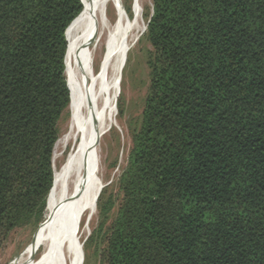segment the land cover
Returning <instances> with one entry per match:
<instances>
[{
	"label": "trees",
	"instance_id": "obj_1",
	"mask_svg": "<svg viewBox=\"0 0 264 264\" xmlns=\"http://www.w3.org/2000/svg\"><path fill=\"white\" fill-rule=\"evenodd\" d=\"M150 2L141 121L85 250L99 264H264V0ZM83 8L0 0V249L44 221Z\"/></svg>",
	"mask_w": 264,
	"mask_h": 264
},
{
	"label": "bare ground",
	"instance_id": "obj_2",
	"mask_svg": "<svg viewBox=\"0 0 264 264\" xmlns=\"http://www.w3.org/2000/svg\"><path fill=\"white\" fill-rule=\"evenodd\" d=\"M145 30L142 0L132 1L131 17L122 0H89L70 25L65 56L70 119L67 131L55 143L53 158L59 148L70 146V150L60 168L54 170L44 221L33 242L11 264H83V239L103 187L99 144L112 127H117L115 104L121 74L127 54ZM100 44L106 52L94 71V54Z\"/></svg>",
	"mask_w": 264,
	"mask_h": 264
},
{
	"label": "rangeland",
	"instance_id": "obj_3",
	"mask_svg": "<svg viewBox=\"0 0 264 264\" xmlns=\"http://www.w3.org/2000/svg\"><path fill=\"white\" fill-rule=\"evenodd\" d=\"M87 1L89 0H83V2ZM132 1L133 0H122L125 11L130 17L132 16ZM150 12V0H142V21L145 25V20ZM109 14L111 16L110 18L114 17L112 11H110ZM94 43L95 41H93L91 45L93 46ZM151 51L152 48L145 39V35H142L127 54V60L121 74L120 90L115 104V120L117 127H112L102 137L99 144V177L103 186H108L107 194L111 192L117 195V180L126 166L127 155L131 146V133L134 129L138 128L141 121V114L149 87V69L147 61ZM105 52V47L103 44H100L94 54V71L98 70ZM69 119L70 112L68 107L67 115H65L60 122L59 138L67 131ZM69 150L70 146L65 149H57V157L55 159L52 157L53 172L59 169L63 164ZM96 218L97 214L95 213L90 222L88 234L83 239V264H99V257L94 253V249L88 247L85 250L86 247H84V240H87L89 237L92 226L93 224L95 225ZM84 221L85 217L82 218L79 225L80 235L83 234ZM39 226L34 227L31 225L12 231L0 249V264H11L14 260L20 258L26 247L33 242ZM37 256L38 254H36V258Z\"/></svg>",
	"mask_w": 264,
	"mask_h": 264
},
{
	"label": "water",
	"instance_id": "obj_4",
	"mask_svg": "<svg viewBox=\"0 0 264 264\" xmlns=\"http://www.w3.org/2000/svg\"><path fill=\"white\" fill-rule=\"evenodd\" d=\"M104 187V186H103ZM102 186H101V188H100V190H99V192H98V194H97V198H98V196H99V194H100V192H101V190H102V188H103ZM85 241V240H84Z\"/></svg>",
	"mask_w": 264,
	"mask_h": 264
}]
</instances>
